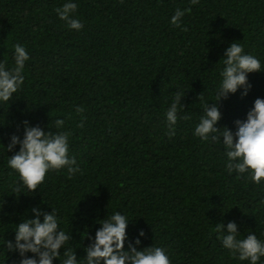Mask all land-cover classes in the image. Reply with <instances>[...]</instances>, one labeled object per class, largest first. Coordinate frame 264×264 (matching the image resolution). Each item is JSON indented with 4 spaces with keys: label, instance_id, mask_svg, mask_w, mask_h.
<instances>
[{
    "label": "trees",
    "instance_id": "1",
    "mask_svg": "<svg viewBox=\"0 0 264 264\" xmlns=\"http://www.w3.org/2000/svg\"><path fill=\"white\" fill-rule=\"evenodd\" d=\"M65 2L0 0V63L13 65L16 44L29 55L22 90L0 104V140L22 135L25 120L55 132V120L64 119L80 169L50 171L39 189L17 195L18 176L7 167L13 153L0 152V243L39 205L59 210L77 257L95 221L121 212L133 220L128 239L143 230L140 247L165 249L170 264H247L222 247L215 228L233 221L241 238L254 232L264 240V183L230 175L222 147L193 130L201 103L214 101L230 43L264 65V0H75L80 31L58 18ZM178 8L191 9L180 27L170 23ZM248 81L246 97L238 91L220 102L216 127L234 131L233 121L264 98V71ZM177 93H185L184 108L169 136L165 112ZM15 259L0 250V264Z\"/></svg>",
    "mask_w": 264,
    "mask_h": 264
},
{
    "label": "clouds",
    "instance_id": "2",
    "mask_svg": "<svg viewBox=\"0 0 264 264\" xmlns=\"http://www.w3.org/2000/svg\"><path fill=\"white\" fill-rule=\"evenodd\" d=\"M191 3L195 5L199 0H191ZM77 7L75 0H66L55 10L58 18L74 31L83 28L80 20L74 18ZM190 11L176 9L170 23L180 27L182 17ZM13 47V65L8 67L0 63V104L9 105L14 94L20 92L24 84L23 72L29 55L23 45L16 44ZM220 60L222 67L214 89V101H203L201 98L202 115L194 127L193 135L202 142L222 147L225 169L230 175L235 173L238 179L244 178L260 185L264 183V98L254 100L245 119L233 121L234 131L227 126L216 125L222 115L220 102L238 91L241 98L246 97L252 87L248 75L264 71V65L254 55L246 54L243 46L236 42L228 45ZM184 95L177 93L165 112L169 136L175 135L174 126L179 111L184 108L180 102ZM75 111L80 114L84 109L77 107ZM64 125V119H57L53 125L56 131H45L39 124L31 126L25 120L22 121V135H10L6 145L0 140V152L6 155L13 153L7 155V167L18 176L12 188L15 194L32 193L39 189L38 186L50 171L66 169L70 176L80 171L76 159L69 156L70 132L61 131ZM50 209L44 211L39 205L32 207L31 218L26 213L15 224L13 239H2L0 245L4 248L0 250L14 254V264H53L54 261H59V264H170L165 249L140 247L141 238L145 235L143 230H139L132 240L128 239L126 229L133 220L121 212H113L107 218L95 221L99 227L94 236L87 233L86 238L90 243L83 246L84 255L77 257L76 249L68 247L72 236L61 228L59 210ZM215 231L221 234L217 239L222 247L240 262L259 264L264 257V240L259 239L254 232L241 238L237 224L233 221L217 223ZM62 251L63 258L58 259Z\"/></svg>",
    "mask_w": 264,
    "mask_h": 264
}]
</instances>
